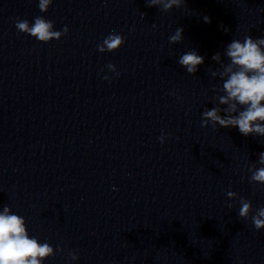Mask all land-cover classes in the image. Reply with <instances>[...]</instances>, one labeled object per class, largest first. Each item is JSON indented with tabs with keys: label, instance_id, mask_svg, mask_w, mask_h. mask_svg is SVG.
<instances>
[{
	"label": "clouds",
	"instance_id": "obj_1",
	"mask_svg": "<svg viewBox=\"0 0 264 264\" xmlns=\"http://www.w3.org/2000/svg\"><path fill=\"white\" fill-rule=\"evenodd\" d=\"M52 3L53 0H39L38 8L42 13H46ZM145 4L147 7L155 6L163 12H169L174 7L185 6L186 0H145ZM203 19L206 23L211 22L207 16ZM15 27L19 32L28 34L42 43L60 40L69 31L67 26L60 31L54 30V22L44 16L35 17L34 23L31 24L26 19H17ZM153 27L156 25L153 24ZM183 31L182 27H178L174 34L169 36V43H181L184 39ZM124 43L125 38L113 32L104 37L97 49L100 53L115 52ZM224 56L230 63L224 64L219 52L212 56V60L219 64L220 68L211 73L213 77L219 75L223 81L222 87H214L213 91L223 92L224 95L216 96L218 105L202 113L201 126L211 125L213 129H216L217 125L223 128H238L240 134L245 137H264V37L254 39L246 35L243 41L232 39L225 47ZM177 62L188 74L194 75L198 66L204 63V57L191 49L183 53ZM107 68L119 75L114 64L109 63ZM103 79L107 80L109 77L105 76ZM220 105L226 107L221 108ZM222 112L224 115H221ZM165 139L164 135L159 137L161 143H164ZM258 156L257 163L260 167L255 164L249 167V182L264 186V152H260ZM226 195L229 201L238 198V194L233 191H228ZM239 204V218H251L257 231L264 229V207L256 209L253 214L250 200L239 197ZM233 206L232 203H227L229 209ZM57 251L64 252L65 249L59 245L54 249L50 243H41L36 237L30 236L25 219L13 213L9 206L3 207L0 211V264H44V261L54 257ZM67 254L73 261L79 259L77 251L70 250Z\"/></svg>",
	"mask_w": 264,
	"mask_h": 264
}]
</instances>
